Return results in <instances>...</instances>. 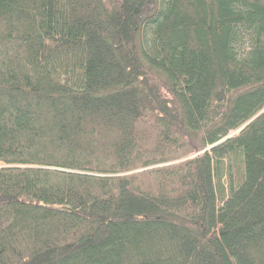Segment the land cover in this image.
<instances>
[{"label": "trees", "instance_id": "trees-1", "mask_svg": "<svg viewBox=\"0 0 264 264\" xmlns=\"http://www.w3.org/2000/svg\"><path fill=\"white\" fill-rule=\"evenodd\" d=\"M0 264H264V0H0Z\"/></svg>", "mask_w": 264, "mask_h": 264}]
</instances>
